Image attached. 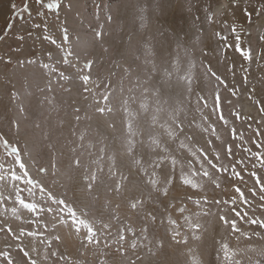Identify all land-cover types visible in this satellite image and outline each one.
I'll return each mask as SVG.
<instances>
[{"label": "rangeland", "instance_id": "374dc122", "mask_svg": "<svg viewBox=\"0 0 264 264\" xmlns=\"http://www.w3.org/2000/svg\"><path fill=\"white\" fill-rule=\"evenodd\" d=\"M0 264H264V0H0Z\"/></svg>", "mask_w": 264, "mask_h": 264}, {"label": "bare ground", "instance_id": "6f19581e", "mask_svg": "<svg viewBox=\"0 0 264 264\" xmlns=\"http://www.w3.org/2000/svg\"><path fill=\"white\" fill-rule=\"evenodd\" d=\"M243 8V7H242ZM237 9H239L238 7H237ZM241 11V10H240Z\"/></svg>", "mask_w": 264, "mask_h": 264}, {"label": "snow or ice", "instance_id": "6c2138e0", "mask_svg": "<svg viewBox=\"0 0 264 264\" xmlns=\"http://www.w3.org/2000/svg\"><path fill=\"white\" fill-rule=\"evenodd\" d=\"M49 7L51 8V5H49Z\"/></svg>", "mask_w": 264, "mask_h": 264}]
</instances>
